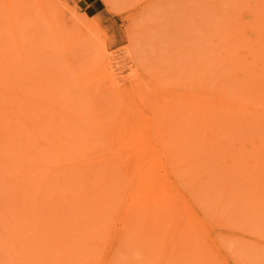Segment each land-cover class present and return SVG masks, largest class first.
I'll list each match as a JSON object with an SVG mask.
<instances>
[{"label": "rangeland", "instance_id": "1", "mask_svg": "<svg viewBox=\"0 0 264 264\" xmlns=\"http://www.w3.org/2000/svg\"><path fill=\"white\" fill-rule=\"evenodd\" d=\"M233 1L97 0L89 9L82 0H0V67L4 70L0 68V264H264V195L261 198L255 188L264 187V166H253L257 152L249 158L240 145L248 131L242 123L233 126L234 119L226 121L224 109L230 112L231 106L217 101L229 96L234 106L246 91L243 69L228 60L232 56H224L226 60L222 55L228 54L225 44L231 43L226 27L231 24V5L236 11ZM108 63L115 76L122 78L118 97L101 76ZM48 87L52 103L47 109L62 100L63 117L80 126L78 130L84 131L81 125L89 130L137 126L149 135L151 147L142 153L143 158L147 154L145 161L123 165L116 154L129 157L131 146L124 144L113 152L106 139L98 150L88 144L89 150L87 143L65 148L61 143V148L60 144L55 148V142L50 150H42L31 142L33 137L22 134V138L21 126L17 127L22 111L16 108L21 109L22 101L31 102V118L41 122L47 101L40 94ZM198 90L211 98V108L206 109L212 121L209 137L198 131V118L206 113L198 114L191 107ZM141 97H152L164 106L175 102L177 107L162 117L142 105ZM252 104L263 109L260 101L253 99ZM137 105L140 114L135 111ZM77 106L73 119L68 112ZM93 107L101 116L93 117ZM189 110L195 118L191 114L185 119ZM184 120L194 138L183 134ZM57 125L53 123L50 131H58ZM170 128L179 131H166ZM60 149L61 157L54 156ZM99 155L105 157L104 166L94 162ZM138 167L142 170L134 169ZM150 169L158 176L140 180L142 172ZM84 177L89 178L86 184ZM160 183L170 188L161 189ZM146 204L148 210L140 211ZM131 211L134 216L142 212L139 221L136 216L133 223L129 220ZM142 242L148 246L143 248Z\"/></svg>", "mask_w": 264, "mask_h": 264}, {"label": "bare ground", "instance_id": "2", "mask_svg": "<svg viewBox=\"0 0 264 264\" xmlns=\"http://www.w3.org/2000/svg\"><path fill=\"white\" fill-rule=\"evenodd\" d=\"M233 2H235V4H234V8L236 9V11H235V13H234V11H233V7H232V5H231V14H232V16L231 17H229L230 19H231V24H228L227 26L229 27V25H230V27L228 28V27H226L227 29H229V31H230V34H226V35H228V37H230V40H231V43H229V45H226L225 44V46L227 47V46H229V48H227L226 50H224V53H225V51L226 52H228V54H222L223 55V59H226L224 56H226L227 58H230V56H232V59L230 58V59H228V60H232V62H234L233 64L234 65H237V66H239V68H242L243 69V71H244V74H242L241 76L243 77V79L245 80V85H246V91L243 93V94H240V97H245V100L244 99H241L240 97L238 98L237 97V100H236V102H235V104H234V106H232L233 105V100L234 99H232V100H230V98H228V97H226V96H222V98H223V100H222V102L221 101H219V100H217L218 102H220V103H224V106L225 107H227V106H231L229 109H231L230 110V112H231V114H229L230 112H225L226 110L224 109V117H225V115H226V121H228L229 119H231V120H233L234 119V121L235 122H232V125L233 126H235L236 127V124H233V123H236V122H238L239 124H241V126L243 127L242 129H244V130H246V131H248V135H246V136H243L242 135V140H240V145H241V147H242V150H247L248 152L247 153H249V158H252L253 157V155H251V152H253V151H255V152H257V163H253L252 165L253 166H258V167H263L264 166V0H234ZM219 14V13H218ZM223 14V13H222ZM226 14V13H225ZM228 14V13H227ZM225 16V15H224ZM229 16V15H228ZM227 17V16H226ZM225 17V18H226ZM228 18V19H229ZM227 19V20H228ZM225 21V20H224ZM223 21V22H224ZM224 25H226V23H223ZM223 25V26H224ZM208 26H209V24H208ZM222 26V27H223ZM224 28V27H223ZM226 28H224V30L226 29ZM217 29H219V28H217ZM226 31V30H225ZM227 36H224V38H223V40L226 38ZM227 37V38H228ZM227 38H226V40H227ZM218 39V38H217ZM221 40V39H220ZM218 44V43H217ZM219 46H221V45H219ZM220 49V48H219ZM218 50V49H217ZM230 50V51H229ZM15 51V50H14ZM27 51V50H26ZM223 52V51H222ZM221 52V53H222ZM230 52V53H229ZM26 53V52H25ZM13 55V54H12ZM16 55V54H15ZM221 55V56H222ZM8 56V55H7ZM233 56H235L236 57V60H238V59H241L240 60V62H236L234 59H233ZM222 58V57H221ZM221 58H219V59H221ZM222 59V60H223ZM227 60V59H226ZM17 61V60H16ZM21 61V60H20ZM20 61H18V62H20ZM30 62L31 61H29V64H30ZM236 63V64H235ZM16 64H17V62H16ZM109 64L110 63H108L105 67L103 66V68L101 69L102 70V74H101V76L102 75H104V81H105V83H107L108 85H107V88L111 91H113L114 92V94L118 97V95H119V92L120 91H122V87H123V85L120 83L122 80V78L120 79H118V77H116L115 76V73L113 72V70H112V68H110V66H109ZM115 64V63H114ZM0 65H1V63H0ZM19 65H20V63H19ZM228 65H229V63H228ZM233 66V65H232ZM23 67V66H22ZM117 67H119V66H117ZM2 70H3V67H0ZM8 68V67H7ZM6 68V69H7ZM26 68V67H25ZM30 68H34L33 66L32 67H30ZM116 68V67H115ZM120 68V67H119ZM19 69H20V67H19ZM123 69V68H122ZM228 69V68H227ZM234 69V68H233ZM10 70V69H9ZM22 70V69H21ZM27 70V69H26ZM29 70V69H28ZM33 70H36V69H33ZM230 70V69H229ZM232 70V69H231ZM235 70V69H234ZM233 70V71H234ZM1 71V70H0ZM4 71V70H3ZM6 71V70H5ZM15 72H17V70H14ZM118 71V70H117ZM242 71V72H243ZM12 72H13V70H12ZM24 72V71H23ZM31 72V71H30ZM116 72V71H115ZM1 73V72H0ZM3 73V72H2ZM8 73V72H7ZM28 73V72H27ZM27 73H25V74H27ZM6 74V73H5ZM9 74V73H8ZM8 74L7 75H3V76H8ZM14 75H16L15 73H13ZM13 74H11L12 76H13ZM19 75H20V73H18ZM24 74V75H25ZM37 74V73H36ZM35 74V75H36ZM233 74V73H232ZM234 74H235V72H234ZM2 75V74H1ZM18 75V77H20ZM23 75V76H24ZM35 75H33V76H35ZM31 76V75H30ZM30 76H29V78H30ZM32 76V77H33ZM100 76V77H101ZM2 77V76H1ZM5 77V78H6ZM238 77V76H237ZM4 77H2V79H3ZM5 78H4V80H5ZM15 78V77H14ZM13 78V79H14ZM25 78V77H24ZM234 78V77H233ZM236 78V77H235ZM30 79H33V78H30ZM36 79V78H35ZM34 79V80H35ZM46 79H48V78H46ZM3 80V81H4ZM9 80V79H8ZM26 80H27V78H26ZM49 80V79H48ZM235 80V79H234ZM239 80V78H237V80L236 81H238ZM30 81V80H29ZM28 81V82H29ZM50 81V80H49ZM52 81V80H51ZM103 82V81H102ZM240 82V81H239ZM9 83H11V81H9ZM58 83V82H57ZM237 83V82H236ZM12 84V83H11ZM15 84V83H14ZM23 84V83H22ZM28 84V83H27ZM83 84V83H82ZM21 85V84H20ZM32 85V84H31ZM88 85V84H87ZM239 85H241V83H239L238 84V86ZM10 86V85H9ZM13 86V85H12ZM17 86V85H16ZM83 86H85V85H83ZM242 86V85H241ZM240 86V87H241ZM21 87V86H20ZM23 87H24V85H23ZM47 87V86H46ZM50 87V86H49ZM47 88L46 89V91L41 95L40 94V96H41V98L42 99H44L45 101H47L46 103H43L44 104V106L43 105H41V108H42V106H43V113L42 114H44L42 117H43V119L41 120V122H36V121H34L32 118H31V112H30V108H31V106L29 105L30 103H28V101L26 100V102L25 101H22L23 103L21 104L20 102V104H21V109H18V107L16 108L18 111L19 110H21L22 112V115H21V113H20V116L22 117V119L21 120H19V122H18V124H17V127H18V125H20L21 126V132H20V135H25V134H27V136L28 137H30V138H32L33 137V139L35 140V141H31L33 144H35L36 143V146H40V148L42 149V148H47V150L49 149H51L52 148V144H53V142H55L54 144H56V146H55V148H57V146H59L58 144H60V147L59 148H61V143H63L62 144V147L63 148H65L64 146H72V144H73V146H75V145H82V144H85L86 145V143H87V146H88V144H89V146H90V148L91 149H95V150H98L99 148H100V142H101V140L102 139H106L107 141H108V146L111 148V150L113 149V152H119L120 150H121V148L124 146V144H129L130 146H131V152H130V154H129V157H126V155L124 156L122 153H117L116 155H117V158L119 157L120 159L119 160H121V163L124 165V164H126V163H130V164H134V165H141L144 161H145V159H146V157L145 156H147V154H145L144 155V158H143V155H142V153H146L147 152V150L151 147V143H150V141H147V137L149 136H147V135H143V133L140 131V129L139 128H137V126H135V128L133 127V128H129V127H126V126H124L123 128L122 127H120V128H114V127H110V128H103V127H96V128H93L92 129V127H90L92 130H89V128L88 127H85L84 125H81V127H84V131L86 132V133H84V131H83V128H81L82 129V131L81 130H78V128H80V126L79 127H77V126H75L74 127V125L71 123V122H67V120H70L68 117H66V119H65V117H63V113H65L64 111H63V109L61 108V106H62V103H63V101L61 100V101H59V102H61V104L60 105H58V101H55V105H53L52 104V107L51 108H49V109H47V107L48 106H50V103H52V100H51V98L49 99V96L51 95V93H49V90H50V88ZM88 87H89V85H88ZM12 88V87H11ZM31 88V92H32V87H30ZM35 88V87H34ZM33 88V89H34ZM84 88V90H83V92L85 93V88H87V86L86 87H83ZM243 88H245V87H243ZM9 89V88H8ZM18 89H19V87H18ZM18 89H17V91H18ZM27 90H28V88L26 87V92H27ZM13 91V90H12ZM12 91H11V93H12ZM30 91H28V92H30ZM34 91V90H33ZM82 91V90H81ZM31 92H30V94H31ZM41 92V91H40ZM83 92H82V95H83ZM226 93V92H225ZM224 93V94H225ZM235 93V92H234ZM9 94V93H8ZM55 94V93H54ZM34 95V94H33ZM38 95V94H37ZM77 96H78V94H76ZM81 95V94H80ZM226 95V94H225ZM35 96V95H34ZM33 96V97H34ZM238 96V95H237ZM1 97V96H0ZM12 97H14V95H12ZM11 97V98H12ZM45 97V98H44ZM82 97V96H81ZM30 98H32V97H30ZM35 98H36V96H35ZM40 98V97H39ZM66 98V97H65ZM78 98H80V96L78 97ZM196 98V102L195 103H193V105L191 106V107H193V108H195V109H197V111H198V114H202L203 112H205L206 113V109L208 108H211V98H204V96H203V94L201 93L200 94V91L198 90V93H197V96L195 97ZM10 99V98H9ZM13 99V98H12ZM17 100H18V97L16 98ZM22 99V98H21ZM220 99V98H219ZM256 100V101H260V105H261V107L263 108V109H259V108H257L256 106H254L253 104H252V100ZM29 100V99H28ZM41 100V99H40ZM65 100H68V99H65ZM7 101H8V99H7ZM15 101V100H14ZM13 100L11 101L12 103L14 102ZM19 101V100H18ZM30 101V100H29ZM35 101V100H34ZM81 101H82V98H81ZM214 101V100H213ZM25 102V103H24ZM76 102H77V100H76ZM78 102H80L79 101V99H78ZM140 102H142L141 104L142 105H144V106H146V107H148V108H150V109H152L153 111H157L158 113H159V115H162V117H164V115L167 113V112H169L170 110H171V108L172 109H174V108H176L177 107V104H173V103H175V102H171V103H167V104H165V106L164 105H162L161 104V102H154L153 101V98L152 97H149V98H147V97H141V99H140ZM185 103L186 102H188V101H184ZM9 103H10V100H9ZM9 103H8V106H6L5 108H7V107H9ZM11 103V104H12ZM15 103V102H14ZM214 103H215V101H214ZM213 103V104H214ZM10 104V105H11ZM20 104H19V106H20ZM36 104V103H35ZM38 104V103H37ZM188 104V103H187ZM231 104V105H230ZM5 105V104H4ZM66 105H68L69 106V104L68 103H66ZM79 105H81V104H79ZM3 106V105H2ZM12 106V105H11ZM34 106V105H33ZM39 106H40V103H39ZM58 106H60L59 107V109H58ZM67 106V107H68ZM94 106V105H93ZM201 106V107H200ZM66 107V106H65ZM79 106H77V107H74V108H72L71 110H70V112H68V114L69 115H71L72 116V118L74 119V117H75V108L77 109ZM189 107V106H188ZM191 107L189 108V109H191ZM215 107V106H214ZM222 107H223V105H222ZM232 107L234 108L233 110H232ZM15 108V107H14ZM33 108V107H32ZM216 108V107H215ZM220 108V107H219ZM13 109V108H12ZM93 109L95 110L93 113V117H96V116H101L100 114V112H99V110H96V107H93ZM136 110V112L137 113H139L140 114V107L137 105L136 106V108H135ZM217 109H218V107H217ZM1 111L3 110V109H0ZM8 110H9V108H8ZM7 110V111H8ZM61 110H62V112H61ZM238 110H240L239 112H238ZM13 111V110H12ZM38 111V110H37ZM217 111V110H216ZM227 111H229V110H227ZM236 111V112H235ZM6 112V111H5ZM15 112V111H14ZM17 112V111H16ZM20 112V111H19ZM19 112H18V115H19ZM35 112V111H34ZM218 112V111H217ZM220 112V111H219ZM218 112V113H219ZM221 112H222V110H221ZM129 113H131L130 111H129ZM160 113H162V114H160ZM190 115H187V117L185 116V119H190L191 118V114L192 115H194L193 113H191V111L189 110V112H188ZM4 114V113H3ZM5 114H7V113H5ZM197 114V115H198ZM222 115H223V113H221ZM220 114V115H221ZM14 115H16V113H14ZM17 115V116H18ZM132 115H135V113L134 114H132ZM220 115H217V116H220ZM67 116V115H66ZM135 116H137V115H135ZM133 117V119L134 120H137V117ZM215 116V115H214ZM12 117V116H11ZM16 117V116H15ZM54 117V118H53ZM220 117H222L223 119H224V117L223 116H220ZM220 117H218V118H220ZM237 117V118H236ZM5 118H7V117H4V119ZM9 118V117H8ZM194 118H195V115H194ZM236 118V119H235ZM11 119V118H10ZM14 119V118H13ZM20 119V118H19ZM132 119V120H133ZM216 119V118H215ZM224 119V120H225ZM239 119V120H238ZM12 120V119H11ZM18 120V119H17ZM131 120V121H132ZM198 120L200 121V129H198V128H196V129H198V131L200 130V131H203V134L205 135V136H207V137H209L210 135H211V113H206L205 114V116L202 118L201 116L198 118ZM204 120H207L208 121V123L207 124H205V121ZM2 121H4L3 119H2ZM73 121V120H72ZM214 121V120H213ZM13 122V121H12ZM17 122V121H16ZM57 122H59V123H57ZM184 123H183V127L185 128L184 130V132H183V134H189L188 133V129H190L191 127L189 126V123L186 121V120H184L183 121ZM217 122V121H216ZM37 123L38 124H40V125H38L37 126ZM48 123H50V125L48 124ZM53 123H55L57 126L56 127H59V130L58 131H50V126H53ZM219 123V122H218ZM230 123V122H229ZM1 124V123H0ZM7 124V123H6ZM5 124V125H6ZM105 124V122L103 123V125ZM212 124H214V122L212 123ZM238 124V125H239ZM4 125V124H3ZM90 125V124H89ZM222 125V124H221ZM237 125V126H238ZM13 126V125H12ZM217 126V125H216ZM75 129H74V128ZM7 128V127H6ZM12 128H14V127H12ZM85 128H87L86 130H85ZM101 128H102V130H101ZM3 129V128H2ZM5 129V128H4ZM8 129V128H7ZM74 131H73V130ZM179 129V128H178ZM178 129H175V128H170V129H168V130H166V131H168V132H178L179 130ZM213 129V128H212ZM229 129V132L231 133V134H233V133H235L236 134V130L234 129V127H229L228 128ZM237 129V128H236ZM72 130V131H71ZM79 132H78V131ZM88 130V131H87ZM5 131H7V130H5ZM23 131V132H22ZM96 131V132H95ZM181 131V130H180ZM242 131V130H241ZM19 132V131H18ZM26 132H28V133H26ZM9 133V132H8ZM12 133V132H11ZM239 133V132H238ZM237 133V134H238ZM243 133V132H242ZM241 133V134H242ZM19 134V133H18ZM91 134V135H90ZM93 134V135H92ZM100 134V135H99ZM145 134V133H144ZM147 134H148V132H147ZM191 134H193V133H191ZM191 134H189V135H191ZM195 134V133H194ZM202 134V135H203ZM23 135H22V138H23ZM30 135V136H29ZM196 135V134H195ZM203 135V138L205 139L206 137ZM25 137V141H27V138L28 137ZM41 137H43V138H41ZM8 138V137H7ZM7 138H5V139H7ZM9 138H11L10 136H9ZM41 138V139H40ZM191 138H194L193 137V135H191ZM233 138V137H232ZM240 138V137H239ZM12 140V139H11ZM10 140V141H11ZM17 140V139H16ZM58 140V141H57ZM5 141H7V140H5ZM22 141H23V139H22ZM66 141V142H65ZM3 142V141H2ZM15 142V141H14ZM21 142V141H20ZM30 142V140H29V138H28V141H27V143H29ZM65 142V143H64ZM68 142V143H67ZM5 143V142H4ZM4 143H3V145H4ZM23 143V142H22ZM67 143V145H65ZM82 143V144H81ZM90 143H92V144H90ZM32 144V145H33ZM111 144V145H110ZM14 145V144H13ZM84 145V146H85ZM208 145V144H207ZM1 146V145H0ZM16 146V145H15ZM30 146V145H29ZM35 146V147H36ZM39 146H38V148H39ZM89 146H88V149L90 150V148H89ZM112 146V147H111ZM51 147V148H50ZM235 147V146H234ZM5 149V148H4ZM9 149V148H8ZM11 149H13V148H11ZM6 150V149H5ZM4 150V151H5ZM10 150V149H9ZM9 150H7V152L6 153H8V151ZM14 150H15V148H14ZM23 150V149H22ZM40 150V149H39ZM43 150V149H42ZM57 150V149H56ZM61 150H63V149H60V151L58 150L57 151V153L59 154H57V155H55L54 154V156H56V157H61ZM3 151V152H4ZM41 151V150H40ZM10 152V151H9ZM42 152V151H41ZM97 152V151H96ZM96 152H94V153H96ZM2 153V152H1ZM1 153H0V156H1ZM52 153V152H51ZM89 153H91V156H92V154H93V151L91 152V151H89ZM3 154H5V152L3 153ZM18 154V153H17ZM43 154V153H42ZM106 154V153H105ZM112 154V153H111ZM255 154V153H254ZM10 155V154H9ZM90 155V154H89ZM108 155H109V153H108ZM142 155V156H141ZM240 155V154H239ZM3 156V155H2ZM7 156V155H6ZM12 156V155H11ZM4 157V156H3ZM19 157H21V155L19 156ZM46 157V156H45ZM93 157V156H92ZM92 157H90L91 159H94V158H92ZM240 157H243V156H240ZM14 158H15V156H14ZM50 158H53L52 157V155L50 156ZM49 158V159H50ZM105 157H103V159H104ZM133 158H135L136 160H133ZM237 158V157H236ZM18 159V158H17ZM17 159L15 160V161H17ZM38 159V158H37ZM103 159H102V157L99 155V158H97V161H95V159H94V162H96V163H98L100 166H104V162H103ZM110 159V158H109ZM144 159V160H143ZM1 160V159H0ZM12 160V159H11ZM41 160V159H40ZM52 160V159H51ZM62 160V159H61ZM114 160V159H113ZM118 160V159H117ZM118 160V161H119ZM250 160V159H249ZM82 161V160H81ZM91 161H93V160H91ZM105 161H107V160H105ZM108 161H110V160H108ZM244 161V160H243ZM246 161V160H245ZM13 162V161H12ZM110 162H112V160L110 161ZM251 162V161H250ZM10 163V162H9ZM113 163V162H112ZM240 163H242V161L240 162ZM244 163V162H243ZM107 164V163H106ZM245 164V163H244ZM11 165V164H10ZM72 165V164H71ZM93 165V164H92ZM110 164L108 163V166H109ZM238 165H240V164H238ZM242 165V164H241ZM250 165V164H249ZM75 166V165H74ZM246 166V165H245ZM12 167V166H11ZM117 167V166H116ZM68 168V167H67ZM240 168V167H239ZM247 168V170H248V168L249 167H245V169ZM256 168V167H255ZM10 169V168H9ZM12 169V168H11ZM66 169V168H65ZM64 169V170H65ZM134 169H138V170H142V168L141 167H138V168H134ZM145 169V168H144ZM260 168H258V170H259ZM119 171V170H118ZM251 172V171H250ZM97 173H98V175L100 174L98 171H97ZM117 173H119V172H117L116 171V174ZM130 173V175L132 176L133 175V172L132 171H130L129 172ZM156 173H157V171H155L154 172V170L153 169H150V170H144L143 172H142V174H141V178H140V180H147V179H150V178H154L155 177V175H156ZM263 173V172H262ZM235 174V173H234ZM156 176H158V173H157V175ZM240 176V175H239ZM238 176V177H239ZM69 178V177H68ZM88 180H87V179ZM256 178V177H255ZM85 179V180H84ZM84 179H82V180H84V182L82 181V180H80V182H78V184L79 183H84V184H86L87 183V181H89V178L88 177H84ZM235 180V179H234ZM255 180V179H254ZM86 182V183H85ZM255 182H256V180H255ZM76 184H77V181L75 182ZM92 183V182H91ZM73 184V186H75L74 185V183H72ZM88 184H90V183H88ZM106 184V183H105ZM67 185V184H66ZM108 185H109V182H108ZM108 185H106V186H108ZM253 185L254 186H252L253 188L257 185H255L254 184V182H253ZM78 186V185H77ZM98 186H100V184H97V185H94L92 188L93 189H95V188H97ZM76 187V186H75ZM160 187H161V189H164V188H166L165 190H168L170 187H169V185L166 183H160ZM251 187V188H252ZM68 188V187H67ZM150 188V187H149ZM255 188H257L256 190H257V192H261V198H262V195H264V187H261L260 189L258 188V186H256ZM70 189V188H69ZM89 189H90V191H92L91 190V187H88V191H89ZM110 189H111V186H110ZM153 191H156V190H159V189H157V188H155V187H153V188H151ZM111 191H113V190H111ZM56 192V191H55ZM114 192V191H113ZM145 192V191H144ZM251 192V191H250ZM253 192V191H252ZM254 193V192H253ZM100 194V193H99ZM145 194H149V192H145ZM161 194V193H160ZM139 195H141L142 196V194L140 193ZM260 195V194H259ZM68 196V195H67ZM110 197V196H109ZM257 197V196H256ZM71 198V197H70ZM67 199V198H66ZM69 199V198H68ZM67 199V200H68ZM106 199V198H105ZM244 199V198H243ZM66 200V201H67ZM70 200V199H69ZM242 200V199H241ZM262 200V199H261ZM252 201V200H251ZM249 202H247V204H248ZM258 203V202H257ZM79 204H82V205H85L84 203H82V201H80V203ZM250 204V203H249ZM251 204H252V202H251ZM254 204H255V202H254ZM253 204V205H254ZM259 204V203H258ZM257 204V205H258ZM256 205V204H255ZM100 206V204H97V208ZM259 207H261V205L259 204L258 205ZM85 207V206H84ZM145 208L144 209H141L140 211H146V210H148V205L146 204V206H144ZM182 207V206H181ZM249 207V206H248ZM255 207V206H254ZM82 207L80 206V209H81ZM100 208H101V206L98 208V210L99 211H101L100 210ZM182 209H183V207H182ZM263 209H264V207H263ZM150 210V209H149ZM259 210H261V208L259 209ZM253 211V210H252ZM134 213H135V211H131L130 213H129V215L127 216L128 218H129V220H131L132 221V223L134 222V220H133V218L136 216H134ZM141 213L142 212H139V214L136 216V220L137 221H139V219L140 218H138V216H141ZM256 213V212H255ZM152 214V213H151ZM255 215V214H254ZM260 215V214H259ZM154 216H155V214H154ZM263 217V216H262ZM164 218V217H163ZM162 218V219H163ZM18 220V219H17ZM263 221V220H262ZM157 222H159L158 220H157ZM156 222V223H157ZM155 223V224H156ZM163 223V222H162ZM143 225V224H142ZM157 225H158V223H157ZM162 225V224H161ZM193 225V224H192ZM152 226V225H151ZM150 226V227H151ZM165 226V225H164ZM197 226H198V224H197ZM197 226H196V228H197ZM199 226H200V228H202L201 227V225L199 224ZM158 227V226H157ZM160 227V226H159ZM166 227H167V225H166ZM9 228H12V227H9ZM154 228H155V226H154ZM168 228V227H167ZM174 228H176L175 226H174ZM199 228V229H200ZM165 229V228H164ZM179 229V228H178ZM177 229V230H178ZM142 230V229H141ZM152 231V230H151ZM170 231V230H169ZM168 231V232H169ZM149 232V231H148ZM160 233H161V230L159 231ZM156 233V234H160V233ZM175 232H177L176 230H175ZM162 234V233H161ZM164 234V233H163ZM167 234V233H166ZM169 234V233H168ZM176 234V233H175ZM153 235H155V234H153ZM174 235V234H173ZM161 236V235H160ZM159 236V237H160ZM165 236H167V235H165ZM139 237H142V235L141 236H139ZM146 237V236H145ZM150 237V236H149ZM148 237V238H149ZM155 237V236H154ZM163 237V236H162ZM143 238L144 237H142V240H143ZM153 238V237H152ZM164 238V237H163ZM163 238H162V240H163ZM166 238V237H165ZM138 239V238H137ZM149 239H151V237L149 238ZM140 240V239H139ZM154 240V239H153ZM157 240H159V238L157 239ZM144 241H146V240H144ZM161 241V239L159 240V242ZM181 242L182 243H185V242H183V240H181ZM142 244V247L144 248V247H146V246H148V245H146L145 244V242H144V244H143V242L141 243ZM140 244V245H141ZM149 244V243H148ZM175 244V243H174ZM138 245V244H137ZM193 246H191V248H195L194 246V243L192 244ZM160 246V245H159ZM175 246H176V244H175ZM179 246V245H178ZM177 246V247H178ZM184 246V245H183ZM182 247V246H181ZM138 248H139V246H138ZM175 248V247H174ZM180 248V247H179ZM178 248V249H179ZM191 248H189L190 250H191ZM158 249V248H157ZM183 249V248H182ZM145 250V249H144ZM160 250H161V248H160ZM187 250V249H186ZM143 251V250H142ZM157 251V250H156ZM178 251V250H177ZM195 251V250H194ZM151 252H154V251H152L151 250ZM150 252V253H151ZM160 252V251H159ZM170 252H172V254L174 253L173 252V250L172 251H170ZM145 253V252H144ZM149 253V254H150ZM155 253V252H154ZM158 253V252H157ZM146 254V253H145ZM156 254V253H155ZM161 254V253H160ZM175 254V253H174ZM151 255V254H150ZM148 256V255H147ZM174 256V255H173ZM180 256H182V254L180 255ZM158 257H159V255H158ZM157 257V258H158ZM174 257H176V256H174ZM192 258H194V257H192ZM196 258V257H195ZM195 258H194V260H195ZM159 259V258H158ZM168 259H169V257H168ZM167 259V260H168ZM170 259H171V257H170ZM174 259V258H173ZM189 259V258H188ZM157 260V259H156ZM180 260H185V258L184 259H180ZM196 262H197V260H195ZM199 261V260H198ZM192 262V261H191ZM161 263V262H160ZM168 263H169V260H168ZM199 263V262H198ZM167 264V263H166ZM177 264H179V263H177ZM184 264V263H183ZM186 264V263H185ZM190 264V263H189ZM202 264V263H201Z\"/></svg>", "mask_w": 264, "mask_h": 264}, {"label": "crops", "instance_id": "3", "mask_svg": "<svg viewBox=\"0 0 264 264\" xmlns=\"http://www.w3.org/2000/svg\"><path fill=\"white\" fill-rule=\"evenodd\" d=\"M82 1L85 4V7L89 9L95 7V4L97 2V0H82Z\"/></svg>", "mask_w": 264, "mask_h": 264}]
</instances>
